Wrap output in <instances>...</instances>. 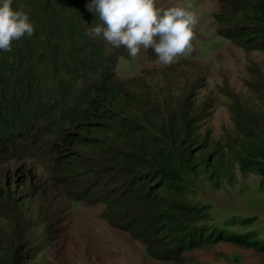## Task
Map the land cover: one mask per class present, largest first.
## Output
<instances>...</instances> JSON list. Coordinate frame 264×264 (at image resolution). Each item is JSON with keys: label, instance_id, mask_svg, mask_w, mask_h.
<instances>
[{"label": "trees", "instance_id": "trees-1", "mask_svg": "<svg viewBox=\"0 0 264 264\" xmlns=\"http://www.w3.org/2000/svg\"><path fill=\"white\" fill-rule=\"evenodd\" d=\"M89 2L12 0L34 33L0 50V264H50L48 248L66 220L63 198L102 203V216L158 260L180 263L185 251L218 236L204 226L206 208L179 197L188 190L175 150L200 141L205 117L200 57L121 79L120 56L132 58L123 47L108 55L104 41L86 35L101 23ZM215 20L231 43L264 51V0H219ZM255 114L264 121V105ZM262 131L247 133L225 160L202 159L191 145L188 162L216 180L234 175L237 164L263 172ZM10 164L37 183L28 174L5 182ZM242 242L254 245L251 237Z\"/></svg>", "mask_w": 264, "mask_h": 264}, {"label": "rangeland", "instance_id": "rangeland-1", "mask_svg": "<svg viewBox=\"0 0 264 264\" xmlns=\"http://www.w3.org/2000/svg\"><path fill=\"white\" fill-rule=\"evenodd\" d=\"M218 3L219 0H157L158 7L163 8L191 4L198 16L193 51L174 63L193 52L200 57L197 70L206 73L197 90L205 117L199 123L200 141L178 146L175 154L188 190L179 197L183 203L205 207L209 217L203 221L204 226L218 236L205 246L185 251L180 263L158 260L149 255L144 243L102 216V203L63 198L59 208L66 220L62 233L48 248L50 264H264V171L245 172L237 164L234 175L216 180L188 162L191 145L192 150L202 149V159L225 160L240 149L247 133H262L264 129V121L255 114L264 105V51H246L217 33ZM145 67L164 65L142 49L136 59L120 56L117 73L125 79ZM246 97L252 102L250 107L245 105ZM15 167H3L8 170L5 182L28 174L37 183L36 174L15 172ZM222 235L228 238L221 239ZM245 237H251L254 245L243 243Z\"/></svg>", "mask_w": 264, "mask_h": 264}, {"label": "clouds", "instance_id": "clouds-1", "mask_svg": "<svg viewBox=\"0 0 264 264\" xmlns=\"http://www.w3.org/2000/svg\"><path fill=\"white\" fill-rule=\"evenodd\" d=\"M86 7L98 13L101 21L89 27L86 35L104 41L108 55L123 47L136 59L142 49H152L161 65L170 66L178 57L193 51L198 16L191 10V4L163 8L157 6V0H90ZM33 33L29 15L14 10L12 0H2L0 50L10 52L13 41L31 37Z\"/></svg>", "mask_w": 264, "mask_h": 264}]
</instances>
